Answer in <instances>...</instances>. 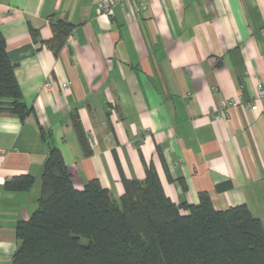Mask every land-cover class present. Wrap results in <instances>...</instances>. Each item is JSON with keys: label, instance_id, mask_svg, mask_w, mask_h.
I'll return each mask as SVG.
<instances>
[{"label": "crops", "instance_id": "crops-1", "mask_svg": "<svg viewBox=\"0 0 264 264\" xmlns=\"http://www.w3.org/2000/svg\"><path fill=\"white\" fill-rule=\"evenodd\" d=\"M136 1L107 15L100 0H0L29 108L23 118L0 112V264L18 245L16 222L37 207L42 131L76 189L97 179L117 200L124 178L151 167L175 203L206 192L215 209L246 204L264 226V0H150L137 15ZM58 21L69 31L55 50ZM21 174L35 176L30 189L4 187Z\"/></svg>", "mask_w": 264, "mask_h": 264}, {"label": "trees", "instance_id": "trees-1", "mask_svg": "<svg viewBox=\"0 0 264 264\" xmlns=\"http://www.w3.org/2000/svg\"><path fill=\"white\" fill-rule=\"evenodd\" d=\"M51 25L56 34L48 43L57 50L69 28ZM0 112L20 118L29 112L1 33ZM72 121L87 154L77 116ZM41 135L47 150L37 207L15 224L18 245L9 264H264V226L246 204L217 210L206 192L197 204L175 203L151 167L143 180L124 178L117 200L97 179L76 189L60 151ZM34 182V175L21 174L4 187L21 192Z\"/></svg>", "mask_w": 264, "mask_h": 264}, {"label": "built area", "instance_id": "built-area-1", "mask_svg": "<svg viewBox=\"0 0 264 264\" xmlns=\"http://www.w3.org/2000/svg\"><path fill=\"white\" fill-rule=\"evenodd\" d=\"M122 0H100V10L102 13L110 15L112 13V10L114 8L115 5L117 4H121ZM149 1L150 0H137L135 3L132 4V12L134 14H139L141 12V10H144L148 7L149 5ZM70 82L66 81L60 84V88L62 89H66L68 88ZM46 87H50L51 84L50 82H46L45 83ZM256 94L258 97L263 98L264 97V86H258L256 88ZM250 109H255L256 105L255 104H251L249 105ZM225 110L221 111L220 114H225L224 112Z\"/></svg>", "mask_w": 264, "mask_h": 264}]
</instances>
